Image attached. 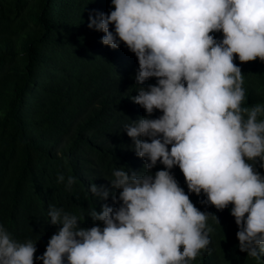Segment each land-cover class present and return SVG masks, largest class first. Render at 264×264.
Listing matches in <instances>:
<instances>
[{
    "label": "clouds",
    "instance_id": "1",
    "mask_svg": "<svg viewBox=\"0 0 264 264\" xmlns=\"http://www.w3.org/2000/svg\"><path fill=\"white\" fill-rule=\"evenodd\" d=\"M111 3L109 13H90L88 27L104 33L103 45L117 49L123 42L138 59V95L130 98L147 116L124 127L146 171L113 170L107 180L121 190L113 199L122 203L88 214L103 227H80L84 218L50 205V222L60 227L42 256L35 257L36 241L21 242L0 224V264H191L210 252L208 219H218L193 204L171 173L174 166L190 193L205 194L217 210L233 206L239 250L259 261L264 176L255 165L264 168V104L245 106L244 77L234 60L264 62V0ZM150 78L157 83L141 87ZM154 110L162 115L148 118ZM158 161L165 169L153 177ZM75 183L68 176L66 189ZM90 192L105 201L110 195L103 185L92 184Z\"/></svg>",
    "mask_w": 264,
    "mask_h": 264
},
{
    "label": "trees",
    "instance_id": "2",
    "mask_svg": "<svg viewBox=\"0 0 264 264\" xmlns=\"http://www.w3.org/2000/svg\"><path fill=\"white\" fill-rule=\"evenodd\" d=\"M112 10L111 0H0V224L21 242L36 241L35 257L60 227L50 222V205L84 218L80 227H103L88 214L122 203L113 199L121 190L107 180L113 170L146 171L124 127L147 116L130 98L138 95V59L123 42L103 45L104 33L88 27L90 13ZM234 62L244 77L245 106L264 104V62ZM156 83L150 78L141 87ZM161 115L154 110L148 118ZM164 169L158 161L150 171L154 177ZM171 173L200 211L218 219H208L210 252L191 264H264V255L257 261L239 250L231 204L217 210L205 194L188 191L178 166ZM59 174L65 182H57ZM68 176L76 178L70 191ZM92 184L110 190L106 201L90 192Z\"/></svg>",
    "mask_w": 264,
    "mask_h": 264
}]
</instances>
